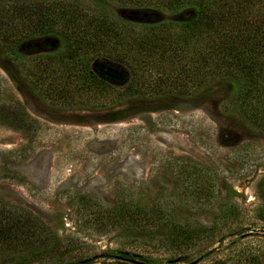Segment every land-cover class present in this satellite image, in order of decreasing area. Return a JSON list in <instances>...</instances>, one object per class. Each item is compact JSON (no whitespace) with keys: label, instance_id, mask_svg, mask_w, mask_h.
<instances>
[{"label":"rangeland","instance_id":"374dc122","mask_svg":"<svg viewBox=\"0 0 264 264\" xmlns=\"http://www.w3.org/2000/svg\"><path fill=\"white\" fill-rule=\"evenodd\" d=\"M69 1L136 32L150 25L135 18L143 11L151 21L179 15L120 0ZM56 46L36 40L22 53ZM106 62L100 67L129 77ZM228 93L216 81L192 97L68 108L40 96L0 49V108L26 122L0 114V201L40 218L53 240L4 250L0 264L40 254L46 264H264V133L225 103ZM119 213L128 219L109 221Z\"/></svg>","mask_w":264,"mask_h":264},{"label":"trees","instance_id":"16d2710c","mask_svg":"<svg viewBox=\"0 0 264 264\" xmlns=\"http://www.w3.org/2000/svg\"><path fill=\"white\" fill-rule=\"evenodd\" d=\"M120 1L179 15L151 21L143 11L135 18L150 25L136 32L69 0H0V49L40 96L68 108L102 110L132 97H192L223 81L229 86L225 103L264 133V0ZM165 20L169 30L160 28ZM36 40L55 41V51L24 56L23 47ZM106 60L125 66L129 77L100 67ZM0 114L26 124L11 107H1ZM119 218L128 219L119 213L109 221ZM51 237L40 218L0 201V253L50 246ZM45 262L42 254L22 255L17 264Z\"/></svg>","mask_w":264,"mask_h":264}]
</instances>
